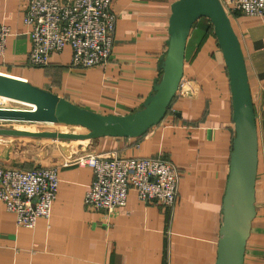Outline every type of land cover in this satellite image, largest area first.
<instances>
[{"label":"crops","instance_id":"obj_1","mask_svg":"<svg viewBox=\"0 0 264 264\" xmlns=\"http://www.w3.org/2000/svg\"><path fill=\"white\" fill-rule=\"evenodd\" d=\"M174 1L112 0L108 62L77 68L69 46L52 53L45 66L31 65L30 27L23 21L28 1L0 0V23L10 28L0 76L103 115L140 110L162 74ZM227 14L243 55L257 133L255 215L242 264H264V16ZM210 24L206 17L192 24L177 91L157 125L138 137L84 140L78 154L170 159L179 174L174 205L144 202L129 190L125 206L93 211L83 201L90 167L31 163L26 169L58 167L57 194L49 217L38 218L33 229L17 225L0 201V264H215L234 122L229 76Z\"/></svg>","mask_w":264,"mask_h":264},{"label":"built area","instance_id":"obj_2","mask_svg":"<svg viewBox=\"0 0 264 264\" xmlns=\"http://www.w3.org/2000/svg\"><path fill=\"white\" fill-rule=\"evenodd\" d=\"M24 24L30 27L28 61L45 66L49 56L71 49V66L89 68L108 62L115 23L112 0H27ZM226 12L264 16V0L220 1ZM9 26L0 23V56ZM23 82H27L24 80ZM0 97V111L5 108ZM0 121H5L0 119ZM88 166L93 179L84 204L93 211L114 212L126 204L129 190L139 200L172 207L177 198L178 170L166 157L80 155L61 167ZM58 190V167H7L0 161V201L15 215L16 224L33 229L38 218H48Z\"/></svg>","mask_w":264,"mask_h":264},{"label":"water","instance_id":"obj_3","mask_svg":"<svg viewBox=\"0 0 264 264\" xmlns=\"http://www.w3.org/2000/svg\"><path fill=\"white\" fill-rule=\"evenodd\" d=\"M201 17L210 20L225 61L234 122L230 170L223 197V220L215 264H242L250 223L255 215L257 133L243 55L220 0H176L172 3L167 52L161 65L162 74L155 84L154 93L140 110L124 116L103 115L63 98L53 101L30 87L32 92L35 90L39 95L35 97L27 92L22 96L37 100L39 107L48 112L27 115L43 120L52 117L55 123L79 125L85 131L70 133L0 128V135L89 140L100 137H138L145 134L163 119L172 103L183 72L186 39L192 24ZM8 113L10 112L0 111V116Z\"/></svg>","mask_w":264,"mask_h":264},{"label":"rangeland","instance_id":"obj_4","mask_svg":"<svg viewBox=\"0 0 264 264\" xmlns=\"http://www.w3.org/2000/svg\"><path fill=\"white\" fill-rule=\"evenodd\" d=\"M224 1V0H220ZM226 11V10H225ZM0 81V90L12 93L11 95L22 96L24 93H31L36 97L39 94L28 84L19 83L9 80ZM2 86V87H1ZM0 91V92H1ZM8 91V92H7ZM6 107H13L14 111H27L29 113L48 112L47 109L39 107L37 101L20 103L5 101ZM49 122L30 120L8 119L0 121V128L26 129L38 131H64L78 133L85 131V128L78 125H66L55 123L52 117L44 119ZM84 140L61 139V138H43V137H26V136H6L0 135V161L7 167H31L32 164H51L57 163L62 165L66 160L80 156V145L85 144ZM24 169V168H23Z\"/></svg>","mask_w":264,"mask_h":264},{"label":"bare ground","instance_id":"obj_5","mask_svg":"<svg viewBox=\"0 0 264 264\" xmlns=\"http://www.w3.org/2000/svg\"><path fill=\"white\" fill-rule=\"evenodd\" d=\"M1 79H4V80H9V81H14V82H20V80H17V79H12V78H7V77H1ZM0 81H3V80H0ZM0 97L3 98L4 101H7V100H10L12 102H16V103H20L23 105V102H30V101H37L35 99H31V97H24V96H15V95H11V94H8V93H2L0 92ZM9 97V98H8ZM38 102V101H37ZM1 111H4V112H10L6 115H1L0 116V119H3V120H8V119H15V120H21V121H25V120H30L32 119L33 121H42V122H49V121H45L43 120L42 118L40 117H35L33 115H27V114H32V113H29L27 111H14L13 110V107H6L1 110ZM14 113V114H12ZM25 114V115H23ZM79 126V125H78Z\"/></svg>","mask_w":264,"mask_h":264},{"label":"trees","instance_id":"obj_6","mask_svg":"<svg viewBox=\"0 0 264 264\" xmlns=\"http://www.w3.org/2000/svg\"><path fill=\"white\" fill-rule=\"evenodd\" d=\"M210 26L212 27V24H210ZM167 111H168V109H167Z\"/></svg>","mask_w":264,"mask_h":264}]
</instances>
